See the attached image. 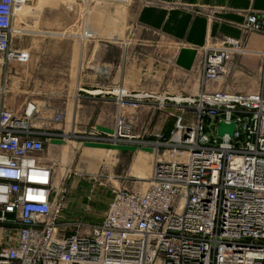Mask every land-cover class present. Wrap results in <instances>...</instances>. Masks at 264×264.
I'll return each mask as SVG.
<instances>
[{"label":"built area","instance_id":"built-area-1","mask_svg":"<svg viewBox=\"0 0 264 264\" xmlns=\"http://www.w3.org/2000/svg\"><path fill=\"white\" fill-rule=\"evenodd\" d=\"M31 4L0 0L4 74L25 58L14 41L28 31L16 16ZM240 29L264 38V12L247 14ZM243 44L224 36L205 46L197 63L203 89L174 98L184 105L167 113L175 118L168 138L154 133L147 186L136 187L139 176L130 187L111 186L96 224L63 218L68 186L46 161V140L30 122L37 105L29 102L18 114L0 103V230L11 231L0 244V264H264V81L251 92L205 88ZM111 92L117 109L109 140L135 139L133 116L153 94L121 86ZM63 120V109L55 108L52 121ZM219 120L236 123L231 137L216 135Z\"/></svg>","mask_w":264,"mask_h":264},{"label":"rangeland","instance_id":"rangeland-1","mask_svg":"<svg viewBox=\"0 0 264 264\" xmlns=\"http://www.w3.org/2000/svg\"><path fill=\"white\" fill-rule=\"evenodd\" d=\"M49 1L51 4L56 5L57 8L50 9L45 6L47 2L41 5L39 1L32 0L31 8H27L25 12L24 10L19 11L18 20H22L25 23V25L22 24V28L27 30L28 33L17 38L14 41L15 46L16 48L28 49L29 51L34 49L36 54L33 57H29V53H25V58L28 61L12 62L7 66L5 74L4 70L0 69V88L5 85L6 90H8L3 95L0 94V99H3L5 102H12L16 106H20L23 103L26 105L32 101L36 102V105L42 106L44 101L49 99L52 107L60 108V105H53L54 99L49 96L48 98L45 95L46 92L51 91L42 87L48 83L47 80L41 78L42 74L45 73L44 71L55 68L62 71L63 69V73L59 74L56 79H60L62 84L61 91L64 93V96L70 99L74 88L73 82L76 77L75 70L81 68V66L84 67L85 65H92L94 63H112L113 65L119 63L124 73L122 75L119 74L118 82H120L121 76H123V80L126 79V81H123L124 88L134 91L144 90L159 98L161 96L186 97L196 92L199 76L197 63L200 56L196 57L193 70L182 74L175 67L172 58L175 50L174 45H171L168 40L161 36L135 28L132 25L130 19H132L136 11L135 9L129 10L128 14L123 4H111L108 0H93L88 6V10L84 7L85 0H81L80 2L74 0L75 3L70 8L66 4L59 3L58 0ZM114 5L118 7L114 8ZM117 8L120 9L118 10ZM118 11L120 12L118 13ZM127 16H129L128 20H126ZM60 18L69 20V22L63 24ZM94 28L96 32L92 33ZM29 32H32V34ZM34 32H38L39 34L48 32L50 35L43 37L38 36ZM64 32H74L75 35L80 34L81 37L84 36V39L79 41L75 38L73 41V37L57 34ZM125 32L127 39L124 42L111 38L112 34L124 37L126 36L124 35ZM97 33L98 38L89 39V37L96 36ZM251 35L257 36L259 41L251 49L264 51V38L260 34L254 33ZM92 48L98 49L97 57L85 52V50H91ZM243 50L250 49L243 44ZM49 51H54L52 53L53 56H50ZM39 52H41V55H39ZM263 55L256 57L259 62L257 73L251 72L252 78L250 79L256 81L254 83L255 89L249 91L256 90L262 84L264 66L261 67L260 65H262L261 59L264 58ZM240 56H236V69H240L239 67H241L238 63ZM30 66H32L34 73H30ZM241 80V78L236 77V93L244 91L239 89L243 84ZM64 96L60 98L61 101L66 99ZM158 100L154 98L152 103L144 104L135 113V115H140L141 117L135 119L133 123L134 133L143 132V134L149 135V139H156V136L152 137L153 135L149 133L154 130L156 133L158 129L159 132H162L160 129L165 123L163 119L166 120V118L172 120L171 125L173 129L174 116H165V114L172 113L176 115L180 113V110H176V106L165 104L167 100H164V105L160 104ZM181 105L184 104L181 103ZM48 109L50 108L48 107ZM61 109L64 112L62 124H65L70 121L71 109L68 107L64 110L63 106ZM46 114H49L50 117L52 112L45 113L39 111L37 116H34L30 120L32 126L36 128L41 125L45 120L44 116ZM189 117H191L190 113L184 115V118ZM105 123L103 120L98 121V126L104 128ZM99 134L101 133L98 131V135L96 136L99 137ZM147 136L143 138L146 139ZM65 144L55 153L58 156L56 166L58 173L62 171L63 174L60 176L65 177V180H67L68 176L73 175L75 170H83V172L90 173L89 175H81V177L87 178L85 180L89 181L90 185L98 184L96 185L98 187L96 193L98 194L100 204L110 201L111 186L130 187L133 185L130 184L131 178L140 174L136 167L139 166L140 171L143 170L144 174H149L152 157L150 156L151 152L147 153L146 149H124L114 144L112 146H102L98 143L84 144L83 146L88 148L102 149L96 154L95 161L88 162L85 159L86 149L74 152L71 148L72 145L74 146V143L68 142ZM103 148H106L107 151H104ZM139 150L144 151L143 153H146L148 156L144 157L145 163L137 165L136 157L139 154ZM51 155L52 153L49 152L47 154L45 152V158H51ZM105 159L107 163L112 165L110 172L105 169L103 170L101 167L98 168L99 164L104 162ZM79 160L87 163L83 165L82 162L79 163ZM146 182L144 178V180H140L136 184V187L145 188L147 186ZM71 191L77 192L75 190ZM76 198H79L77 193ZM87 220H89L88 217L83 219L85 222Z\"/></svg>","mask_w":264,"mask_h":264},{"label":"crops","instance_id":"crops-1","mask_svg":"<svg viewBox=\"0 0 264 264\" xmlns=\"http://www.w3.org/2000/svg\"><path fill=\"white\" fill-rule=\"evenodd\" d=\"M35 1H39L41 5L47 2L45 6L50 9L57 8V6L51 4L49 0ZM92 1L93 0H85V9L88 10V6ZM108 1H110L111 4H123L128 14L129 10L135 9L136 11L132 19H130V22L135 28L149 31L153 34L161 36L162 38L168 40L171 45H174L175 50L172 58L174 60L175 67L178 68V70L182 74H186L189 71L193 70L196 57L202 54V51L207 44L211 45L214 43L217 45L224 36L243 39L244 45H246V47H248V49L250 50H244L246 52L239 54L241 55L238 58V63L241 66L239 67L240 69H236L235 55V57L227 63L226 71L220 75L217 82L208 84L205 88L210 91L226 90L230 92H236V77H238L242 79L241 82L243 84L239 87V89L244 90L243 92H251L249 90L255 89L254 83L256 81L250 80L252 78L251 72H254L255 74L257 73V66L259 62L258 58L256 57L263 55L264 51L251 49L252 46L254 47V45L259 42L258 38L257 36H253L251 34L248 36H244L242 30L240 29V25L244 21L247 14L252 12H264V0ZM149 1L151 3H148ZM58 2L66 4L69 8L72 7V5L75 3L74 0H58ZM113 7L115 8L118 6L114 5ZM119 12L120 11H118V13ZM128 18L129 16H127L126 20H128ZM61 20V23L63 24L69 22V20H66L64 18ZM48 32H42V34H39L38 32L34 33L38 34V36L45 37L47 35H50V33ZM94 32H96L95 28L92 33ZM30 34H32V32ZM57 34L60 36L67 35L73 37V41L75 40V38L79 41L84 39V36L81 37L80 34L75 35L74 32H64ZM124 35H126V32ZM118 36L120 35L112 34L111 38L120 42H124L127 39V35L124 37ZM96 38H98V33L94 37H89V39ZM23 52H28L29 57H33L36 54L34 49H31L30 51L28 49H24ZM41 52H39V55H41ZM85 52L90 53L91 56H98L97 48L85 50ZM48 53H50V56H53L52 53H54V51H49ZM26 60L27 59L24 58L21 62H24ZM17 62L18 61H14V63ZM261 62L262 65L260 66L263 67L264 58L261 59ZM44 72V74L40 73L42 74L41 78L47 80L48 83L46 85H43L42 87L51 91L48 93L46 92L45 95L54 99L53 105H60L61 107L63 106L64 110H66L68 107H70L71 109L70 121L62 124L64 120L61 123H54L52 121L53 111L57 107H52L49 99L45 100L42 106L37 105L38 110L34 116H37V113H39V111L45 113H48L49 111L52 112L50 117L49 114H46L44 116V122L36 127V129L42 133V137L46 140L45 152H47V154H49V152L52 153L51 158L46 157V161L54 162L57 166L58 156L55 153L61 148V146L66 145L65 143L68 142L74 143V146H71L74 152L84 151L86 149L85 159L88 162L95 161L96 154H98V152L102 149L88 148L83 146L84 144L98 143L102 146H112L114 144L115 146H119L124 149L141 148L146 149L147 153H153L154 150L152 143L155 139H149V135L147 136L143 134V132H137V137L135 139H123L117 143H113L108 138L113 130V119L117 109L114 101L115 96L112 94L111 89L113 87H116L117 85L125 87L123 81H126V79L123 80V76H121L120 82H118L119 74L122 75L124 73V70L122 66L119 65V63H117L116 65H113L112 63H94L92 65H85L84 67L81 66V68L76 69V77L74 79L75 81L73 82L74 88L73 93L70 95V99L64 96V93L61 91L62 84L60 79H56L59 74L63 73V69L62 71H59L55 68L53 70H46ZM30 73H34L32 70V66H30ZM197 83V90L192 95H195L200 89H203V86L199 82V76L197 79ZM85 91H87L88 93H86ZM62 96L66 98L64 100L62 99L63 101H61L60 99ZM154 98H163L164 100H167L165 104L176 106V110H179V107L181 105L174 102V98H178L177 96H162V98L154 96L151 99H147L146 103H152V100ZM0 103L18 114H22L25 108V103L21 104L20 106H16L14 103L5 102L3 99H0ZM34 103L36 104V102ZM48 107L50 109H48ZM165 116H168V114H165ZM140 117V115L138 116L134 114V121L135 119H139ZM101 120L106 122L104 128L98 126V121ZM163 121H165V123L163 124L160 131L163 132V138L165 139L168 138L170 132L172 131V120L166 118V120L163 119ZM91 131H96L97 135L99 131V133L101 134H99V137L90 136L89 132ZM157 131H159V129ZM154 133L155 130L149 134L153 135L152 137H154ZM144 136H147L146 139L143 138ZM103 150L107 151L106 148H103ZM143 152L144 151L139 150V154L136 157L137 165L145 163L144 157L148 155ZM80 162H82L83 165L87 163L83 160H79V163ZM99 167H101L103 170L105 169L108 172H110L112 169V165L110 163H107L106 159L104 160V162L99 164L98 168ZM136 168L140 172L138 176L142 178L144 176L143 170L140 171L139 166ZM56 170L58 172L57 167ZM62 174V171L59 172V175ZM85 174L89 175L90 173L83 172V170H75L73 172V175L68 176L67 180H65V185L68 186V204L63 209L62 215L63 218L69 219L83 220L84 218L88 217L89 220H87L86 222L96 224L100 222L101 217L107 209L109 201L105 204L99 203V197L96 193V190L98 188L96 185L98 184L90 185L89 181L85 180L87 178L81 177V175ZM71 190L77 191L76 193L78 194L79 198H76V193L72 192ZM90 190H92V192L90 193V200L88 201L87 199H85V197ZM86 205L89 207V211L85 210ZM7 236H11L10 230H0V244L4 243L7 240Z\"/></svg>","mask_w":264,"mask_h":264},{"label":"water","instance_id":"water-1","mask_svg":"<svg viewBox=\"0 0 264 264\" xmlns=\"http://www.w3.org/2000/svg\"><path fill=\"white\" fill-rule=\"evenodd\" d=\"M235 125L236 123L234 121L226 123L223 120H219L216 125V135L221 137L224 134H227L231 137L235 129Z\"/></svg>","mask_w":264,"mask_h":264},{"label":"bare ground","instance_id":"bare-ground-1","mask_svg":"<svg viewBox=\"0 0 264 264\" xmlns=\"http://www.w3.org/2000/svg\"><path fill=\"white\" fill-rule=\"evenodd\" d=\"M26 9H27V8L25 7V8H22L21 10H25V11H26ZM21 10H19V11H21ZM19 11H18L17 16H16L17 19H19V18H18V16H19V15H18V14H19ZM243 51H244V50H243ZM244 52H246V51H244ZM244 52H243V53H244ZM263 54H264V52H263ZM0 91H4L3 88H1ZM161 98H162V96H161ZM152 155H153V153L151 154V157H152ZM58 176H60L59 173H58ZM145 176H147V175L144 174V176H143L142 178H145ZM143 188H144V187H143Z\"/></svg>","mask_w":264,"mask_h":264}]
</instances>
